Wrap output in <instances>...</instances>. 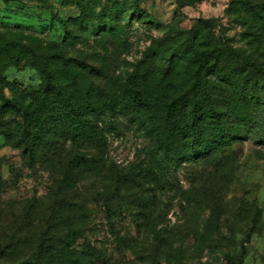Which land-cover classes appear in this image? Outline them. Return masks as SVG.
<instances>
[{
    "label": "rangeland",
    "instance_id": "rangeland-1",
    "mask_svg": "<svg viewBox=\"0 0 264 264\" xmlns=\"http://www.w3.org/2000/svg\"><path fill=\"white\" fill-rule=\"evenodd\" d=\"M81 155L102 173L62 192ZM72 217L103 264H264V0H0V264Z\"/></svg>",
    "mask_w": 264,
    "mask_h": 264
},
{
    "label": "trees",
    "instance_id": "trees-1",
    "mask_svg": "<svg viewBox=\"0 0 264 264\" xmlns=\"http://www.w3.org/2000/svg\"><path fill=\"white\" fill-rule=\"evenodd\" d=\"M3 3L14 2L18 0H2ZM197 23L202 28L208 29L211 27L212 22L208 20H197ZM215 56V50L204 51L199 58H211ZM211 71L209 68L204 69V65L199 63L193 74L192 89H196L200 83L201 73ZM44 89L46 92L47 101H51L49 106L52 108L57 107L55 85L52 82V76L49 71L45 74ZM190 105V122L196 124L199 120V105L197 102L192 101ZM90 109V108H89ZM68 131L73 137H82L91 147H97V143L102 142V134L90 122L81 123L75 117L68 119L67 123ZM190 134V151L194 153L195 140L201 139L200 134L191 129ZM80 139V138H78ZM103 143L104 139H103ZM95 159L87 158L86 156H78L68 161L63 179L60 183V189L62 192L71 190L79 180L86 174L93 173V175L101 174L104 168V161L102 159L99 162ZM98 160V159H97ZM67 226V233L61 236L59 239H51L49 243H46L43 239L40 241L36 248V256L39 264H103V260L99 255L97 248L93 247L89 242L83 241L79 244L77 241L81 239L82 226L81 220L78 218H71ZM249 236H246L245 243L248 242ZM242 251L240 255L232 260V264H240L245 246L242 243Z\"/></svg>",
    "mask_w": 264,
    "mask_h": 264
}]
</instances>
